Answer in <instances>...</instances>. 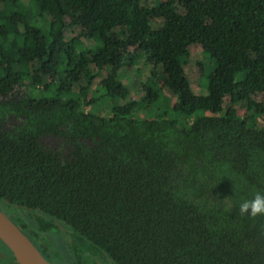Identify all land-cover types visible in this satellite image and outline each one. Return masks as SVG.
Masks as SVG:
<instances>
[{
  "label": "trees",
  "instance_id": "16d2710c",
  "mask_svg": "<svg viewBox=\"0 0 264 264\" xmlns=\"http://www.w3.org/2000/svg\"><path fill=\"white\" fill-rule=\"evenodd\" d=\"M261 115L264 0H0V202L50 260L57 228L69 264H264V215L239 212L264 192Z\"/></svg>",
  "mask_w": 264,
  "mask_h": 264
},
{
  "label": "rangeland",
  "instance_id": "374dc122",
  "mask_svg": "<svg viewBox=\"0 0 264 264\" xmlns=\"http://www.w3.org/2000/svg\"><path fill=\"white\" fill-rule=\"evenodd\" d=\"M26 3L29 2L30 0H24ZM156 25V24H155ZM68 34L70 35V33L68 32ZM190 51H191V57H190V62H189V68L185 67V74L186 76L189 78V80L191 81V86L192 89L194 90L195 93L197 94H206L207 93V75L210 72L211 68H210V58L208 56H204L203 54H201V48L198 45H191L190 46ZM200 66L204 67L203 70H199ZM108 72H109V68L107 67L106 70L103 72V75L100 76L98 79H96L95 81V86L93 89H97V85H101V82L103 80L104 77L108 76ZM150 75L147 73H143L141 72H128L127 74H123L121 76L123 82L127 85V87L131 90V97H135V98H140L143 94H144V90H143V84L147 82V78ZM77 90H75L72 94L76 95ZM168 95L169 93L166 92ZM226 100L228 101L229 98H226ZM103 103H100L101 107H104L105 105H115L119 102V99L115 98L113 100H106L103 99L102 100ZM238 107V109L241 110L242 112V105L241 104H237L236 105ZM87 109H90V106L86 107ZM106 115L110 114V111H106L104 112ZM142 116H146V117H153L154 113L151 110H143L141 112ZM254 120V119H252ZM255 123L259 124V123H264V115L261 116H257ZM2 203V202H0ZM4 206V205H2ZM10 206V205H8ZM5 208L7 206H4ZM11 209L17 213L22 214L23 219H27L26 215L28 213H31L30 211L24 209V208H19V207H13L10 206ZM7 209V208H6ZM32 216L34 217V221L36 224V220L37 218L41 217L43 219L49 220V216H47L44 213L41 212H32ZM45 240L43 241V246L44 247H53L54 249H56V251L58 252V254L56 255H50L51 256V260L54 262H57L59 264H69L65 259V257H67V253L68 251H70L67 242L70 240V232L67 233V235H63L61 234L60 230L57 228H52L49 231L45 232L43 234ZM65 258L63 261L64 263H60L62 262L61 258ZM101 264H109L105 261V263L101 262Z\"/></svg>",
  "mask_w": 264,
  "mask_h": 264
},
{
  "label": "water",
  "instance_id": "95a60500",
  "mask_svg": "<svg viewBox=\"0 0 264 264\" xmlns=\"http://www.w3.org/2000/svg\"><path fill=\"white\" fill-rule=\"evenodd\" d=\"M0 240L16 259L13 263L5 264H59L46 258L31 238L1 208Z\"/></svg>",
  "mask_w": 264,
  "mask_h": 264
},
{
  "label": "clouds",
  "instance_id": "9594fccd",
  "mask_svg": "<svg viewBox=\"0 0 264 264\" xmlns=\"http://www.w3.org/2000/svg\"><path fill=\"white\" fill-rule=\"evenodd\" d=\"M241 215H264V192H257L250 200H244L239 204Z\"/></svg>",
  "mask_w": 264,
  "mask_h": 264
},
{
  "label": "flooded vegetation",
  "instance_id": "af4514ba",
  "mask_svg": "<svg viewBox=\"0 0 264 264\" xmlns=\"http://www.w3.org/2000/svg\"><path fill=\"white\" fill-rule=\"evenodd\" d=\"M7 206L6 208L4 206ZM9 204L6 203V202H2L0 203V208L6 213L8 214V216L31 238V240L37 245V247L41 250V248L39 247L38 243L35 241V239L31 236L30 234V230L22 225V222H23V217H22V214L20 213H17L15 211H13L11 209L10 206H8ZM6 250V249H5ZM10 257H8V253L5 252L4 250H0V263H13L16 261V259H14L13 261H10L9 260Z\"/></svg>",
  "mask_w": 264,
  "mask_h": 264
}]
</instances>
